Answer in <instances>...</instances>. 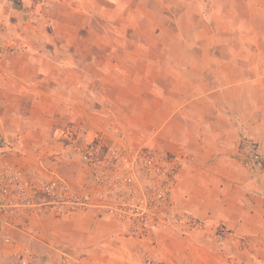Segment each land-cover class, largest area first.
<instances>
[{
  "label": "rangeland",
  "instance_id": "obj_1",
  "mask_svg": "<svg viewBox=\"0 0 264 264\" xmlns=\"http://www.w3.org/2000/svg\"><path fill=\"white\" fill-rule=\"evenodd\" d=\"M8 1L15 13L0 32V69L9 55L21 67L42 53L55 82L40 101L17 93L16 108L0 96V141L17 150L3 162L26 174L32 195L15 194L19 211L0 216V264H264V227L198 220L172 199L189 155L200 160L188 134L202 116L194 96L207 90L204 52L220 59L211 71L244 89L237 117L263 103L264 0L83 1L76 11L53 6L45 31L41 10L26 14L35 1ZM211 100L219 118L225 100ZM95 139L102 159L89 163ZM252 143L242 142V158ZM44 183L51 197L34 194Z\"/></svg>",
  "mask_w": 264,
  "mask_h": 264
},
{
  "label": "crops",
  "instance_id": "obj_2",
  "mask_svg": "<svg viewBox=\"0 0 264 264\" xmlns=\"http://www.w3.org/2000/svg\"><path fill=\"white\" fill-rule=\"evenodd\" d=\"M23 1L28 5H30L31 1H35L33 7H29L30 9L28 8L29 10L26 14L33 15L35 10H41L40 16L43 22L38 27L36 25V27L39 31H45L47 28L46 24L49 22L51 24L52 22L48 18L50 17L48 13H50V9L53 6H69L72 11H76L77 9L79 10L78 6L80 4L78 3L83 1L84 3H95L97 0ZM100 1L102 4L103 2L112 4L108 0ZM81 9L85 11L82 6ZM14 10L11 9V4L8 0H0V32H2V29L7 28L8 21H11L10 16L15 13ZM88 12L91 13V11ZM56 16L59 17L58 14ZM54 25L56 24L54 23ZM52 30L55 31L56 27H52ZM0 46H4L1 41ZM189 47L192 48V45L190 44ZM38 55L26 56L24 62L20 63L21 67H18L16 60L14 61L10 55L9 61L3 63L5 66L0 69V96L4 95L9 98L8 107L15 106L16 108L17 93L20 96L26 95L25 101L28 100V93H33L36 97H42L45 93H48L49 89L47 90L44 85L45 83L48 84L49 80L54 81V75H49L45 66V59L42 57L43 54ZM202 61L204 63V71H202L201 75L204 78L200 77L206 81L207 90L200 95L194 96L196 98L201 97V103L204 104L200 107L202 116L199 129L195 133L191 132V135L188 134L189 137H192L191 141L196 146L194 150L200 153V160L193 153L189 155L183 168L184 178L172 191L174 206L189 212L198 220L213 219L225 225L254 224L264 227V171L254 174L246 170L242 163L243 151L241 152L240 150L242 142L254 140L255 143H258H256L258 150L264 156V87L257 83L258 93L261 91L263 94V103L256 109L251 110V112L248 111L247 114L241 113L237 117L234 111L236 108L235 104H237V107L242 106L239 103L244 97L243 94H246L244 89L241 88L239 82L231 85L226 83L228 75L224 71L220 69L211 71L214 64L218 65L220 61L218 57H207L204 52ZM55 63L58 66H66L63 59L57 58ZM221 63L229 64V61L223 60ZM236 77H239V74H236ZM212 80L216 81L212 82ZM5 83L6 85H2ZM218 94L225 100L217 111L218 115H220L219 118L213 115L214 111L212 103H210L215 95L219 96ZM248 95L252 96L250 93ZM258 95L260 96V94ZM194 97L186 98V103L183 105V109L186 112L193 110ZM153 101L158 105L160 104L155 97ZM3 104L4 100L0 99V110H2ZM140 105L144 106L143 103ZM239 117L241 119L236 123L235 118ZM183 122L185 127H187L185 118ZM168 123L173 126L174 121L170 118ZM3 125V122L0 121V130ZM160 128L161 126H158V132H160Z\"/></svg>",
  "mask_w": 264,
  "mask_h": 264
},
{
  "label": "built area",
  "instance_id": "obj_3",
  "mask_svg": "<svg viewBox=\"0 0 264 264\" xmlns=\"http://www.w3.org/2000/svg\"><path fill=\"white\" fill-rule=\"evenodd\" d=\"M72 136L73 133L70 131L65 135L66 138H72ZM245 151L246 154L242 158V163L245 167L253 170L264 168V157L254 143L247 146ZM102 152V146L95 139L88 143L83 158L89 163H97L102 159ZM15 153H17V150L14 145L9 139L4 137L0 141V216L9 215L13 211H19L18 206L20 204L17 202L15 194L21 196L18 197L20 202H25L26 200L28 203L32 198V195H28L29 192L26 195L25 186L29 183V178H26V174L3 162V158L12 156ZM19 181H21L22 184H20ZM37 192H41V194L51 197L53 195V185L50 183H44L39 189H37V191H34V194ZM24 263L25 262L23 261V264Z\"/></svg>",
  "mask_w": 264,
  "mask_h": 264
}]
</instances>
